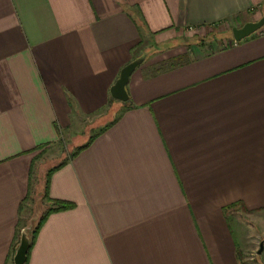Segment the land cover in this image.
Returning <instances> with one entry per match:
<instances>
[{
	"label": "crops",
	"instance_id": "obj_1",
	"mask_svg": "<svg viewBox=\"0 0 264 264\" xmlns=\"http://www.w3.org/2000/svg\"><path fill=\"white\" fill-rule=\"evenodd\" d=\"M263 13L264 0H0V264L27 227L37 147L100 121L49 177L68 207L27 264H249L264 236V26L145 60L127 101L111 87L154 44Z\"/></svg>",
	"mask_w": 264,
	"mask_h": 264
},
{
	"label": "rangeland",
	"instance_id": "obj_2",
	"mask_svg": "<svg viewBox=\"0 0 264 264\" xmlns=\"http://www.w3.org/2000/svg\"><path fill=\"white\" fill-rule=\"evenodd\" d=\"M262 17V16H261ZM187 34L184 35V38L173 40L172 42L159 43L154 44L150 47L143 55L147 60H155L160 59V57H168L166 62L173 63L177 61L176 59H180L181 56H174L177 52L184 50L185 47L191 46L198 43H209L210 40H220L223 42L224 40L233 39L232 26L227 23H223L221 25L211 26L206 29H190ZM175 57V58H174ZM177 57V58H176ZM182 59V58H181ZM180 59V60H181ZM165 63V61H163ZM163 63V64H164ZM170 63V64H171ZM166 65V64H165ZM116 112V111H115ZM117 113V112H116ZM97 127H91V131L89 130L88 134L85 136L77 137L76 140H73L68 136L61 137L59 141L55 142L52 146H44L40 148L38 154L36 155L35 162L33 164V180H32V191L31 195L27 201V210L24 215L25 223L27 227L32 230L37 223L39 222L40 216L46 213V211L53 207L46 198L45 186L47 183V176L50 169L54 165H59L65 159L74 156L75 151L78 150L82 144H85L86 141L89 140V136L91 133L95 131V129L104 126L105 121H100ZM92 139V138H90ZM39 187H38V186ZM252 224L261 228L262 224L260 221L254 222L252 219L250 220ZM264 236H258L255 241L254 249L248 253L247 260L249 264H264V252L259 254V246L261 240Z\"/></svg>",
	"mask_w": 264,
	"mask_h": 264
},
{
	"label": "water",
	"instance_id": "obj_3",
	"mask_svg": "<svg viewBox=\"0 0 264 264\" xmlns=\"http://www.w3.org/2000/svg\"><path fill=\"white\" fill-rule=\"evenodd\" d=\"M264 26V13L260 20L258 21H248L241 27H233V37L235 40L240 41L243 40L250 35L258 32ZM146 59L144 57L135 58L130 63L126 64L122 67L120 71L119 78L114 82L111 87V94L115 99L120 101L129 100V93L127 90V84L130 81L132 74L135 69L144 63ZM31 231L29 227H25L22 231L20 242L15 251L14 255V264H25L27 261L28 251L31 246ZM258 253H262L264 251V240L260 242Z\"/></svg>",
	"mask_w": 264,
	"mask_h": 264
},
{
	"label": "trees",
	"instance_id": "obj_4",
	"mask_svg": "<svg viewBox=\"0 0 264 264\" xmlns=\"http://www.w3.org/2000/svg\"><path fill=\"white\" fill-rule=\"evenodd\" d=\"M45 145H41V146H39V147H37V148H42V147H44ZM63 163H61V164H59V165H55L54 167H52L51 169H50V171H49V173H48V176H47V183H46V186H45V191L44 192H46V198H48L49 199V201H51V202H53V203H51V204H53V207L52 208H50V209H48L47 211H46V213H44V214H42V216H40V219H39V222L37 223V225L34 227V228H32V230H30L31 231V246H30V249H31V247H32V243L34 242V240H35V238H36V236H37V234H38V230L42 227V225H43V223L46 221V219H47V217L49 216V215H51V213H53L54 211H59V210H62V209H64V208H67L68 207V205H66V204H62V203H60L59 204V202H57V201H53V200H51L50 198H49V196H48V183H49V177L52 175V173L55 171V170H57L58 168H60L61 167V165H62ZM30 249H29V251H28V255H29V252H30ZM27 255V256H28ZM27 260H28V257H27ZM25 264H27V261H26V263Z\"/></svg>",
	"mask_w": 264,
	"mask_h": 264
}]
</instances>
